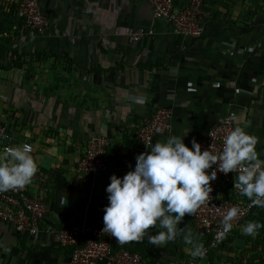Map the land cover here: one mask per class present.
Instances as JSON below:
<instances>
[{
  "label": "crops",
  "instance_id": "0c3cea01",
  "mask_svg": "<svg viewBox=\"0 0 264 264\" xmlns=\"http://www.w3.org/2000/svg\"><path fill=\"white\" fill-rule=\"evenodd\" d=\"M20 1L0 0V122L13 142L33 146L38 171L23 190L42 200V224L103 225L110 176L134 170L148 150L136 141L137 125L157 108L170 110L171 130L153 144L189 130L188 145L232 110L259 138L264 159V0H203L198 38L176 35L146 0H40L47 26L36 34L17 12ZM141 27L152 34L132 40ZM99 134L109 140L107 171L76 174L87 139ZM178 227L197 234L190 214ZM246 237L228 244L242 250ZM128 244L154 264L191 258L182 237L161 247L147 238ZM68 248L53 235L0 224V264H72Z\"/></svg>",
  "mask_w": 264,
  "mask_h": 264
},
{
  "label": "clouds",
  "instance_id": "9594fccd",
  "mask_svg": "<svg viewBox=\"0 0 264 264\" xmlns=\"http://www.w3.org/2000/svg\"><path fill=\"white\" fill-rule=\"evenodd\" d=\"M127 98L137 104L145 102L139 95L129 94ZM227 120L234 127L224 136L218 150L202 151L195 138L189 148L183 142L189 130L182 136L169 135L154 144L150 138L145 144L148 150L136 155L134 170L127 171L122 178L110 176L102 232L110 234L119 244L147 238L156 247L182 237L189 246L188 255L193 260L204 259L206 249L198 235L189 228H179L178 224L185 214L194 215L209 201L210 181L216 179L217 170L224 174L235 172L234 189L250 201L249 207L264 208V159L256 150L259 138L245 131L248 124L236 113H230ZM32 152L27 143L6 145L0 150V192L22 190L32 182L38 171ZM243 215L245 212L238 206L223 213L220 239L226 237L233 222ZM157 227V233L151 234L150 230ZM262 227L261 223L250 220L240 230L255 237Z\"/></svg>",
  "mask_w": 264,
  "mask_h": 264
},
{
  "label": "built area",
  "instance_id": "2783aa9c",
  "mask_svg": "<svg viewBox=\"0 0 264 264\" xmlns=\"http://www.w3.org/2000/svg\"><path fill=\"white\" fill-rule=\"evenodd\" d=\"M153 9L154 18L164 19L171 26L176 35L190 38L201 37L204 33V22L207 11L203 0H187L180 6L176 0H146ZM17 12L24 20V25L36 34L44 33L47 19L43 15L40 0H21ZM152 30L138 28L130 34L132 40L137 41ZM238 91V89H236ZM230 113L223 115L213 126L209 127L202 136L195 138L201 145V150L222 148L223 138L234 127L228 122ZM171 130L170 110L157 108L149 115L142 117L137 125L136 141L143 148L151 138L162 137ZM13 135L6 126L0 122V150L6 145H15ZM27 143L23 141L19 144ZM108 137L103 134L90 136L84 146L82 154L78 157L74 171L81 176H88L94 172H105L109 167L107 147ZM192 147L191 141L187 145ZM147 149V148H146ZM216 166L213 165V168ZM209 173L211 169L208 170ZM236 173L224 174L217 170V177L210 181L212 192L209 201L200 206L192 222L198 238L204 244L206 256L204 259L189 258L182 264H205L209 252L215 251L221 244L243 225L255 207H249L250 201L234 189ZM232 206H238L245 215L234 221L232 230L225 238L220 239V221L222 215ZM46 208L37 196H29L23 189L0 192V224L9 225L19 233L34 236L38 233L53 235L57 242L64 247L72 248L70 262L72 264H154L144 260L141 254L131 250L129 244H119L110 234L102 232L103 225L89 227L79 225L73 227L54 228L43 223Z\"/></svg>",
  "mask_w": 264,
  "mask_h": 264
},
{
  "label": "rangeland",
  "instance_id": "374dc122",
  "mask_svg": "<svg viewBox=\"0 0 264 264\" xmlns=\"http://www.w3.org/2000/svg\"><path fill=\"white\" fill-rule=\"evenodd\" d=\"M251 220L264 225V208L261 209L260 216L256 218L252 217ZM239 233L242 234L240 228L231 235V238L233 239ZM247 237L249 244L242 250L238 249V247L227 245L226 242L229 239L224 241L221 246L211 254V259H206L205 264H264V227L259 229L255 237Z\"/></svg>",
  "mask_w": 264,
  "mask_h": 264
},
{
  "label": "trees",
  "instance_id": "16d2710c",
  "mask_svg": "<svg viewBox=\"0 0 264 264\" xmlns=\"http://www.w3.org/2000/svg\"><path fill=\"white\" fill-rule=\"evenodd\" d=\"M253 217V213L250 215V216H248V219H251ZM235 237H239V238H245V235H243V234H241V233H239L238 235H236ZM231 241V238H229V240L226 242V244L228 245V243ZM245 244H249V240H248V237H246V239H245ZM131 250H133V251H137V252H139L140 254H141V256L143 257V259L144 260H146V261H148L149 259L147 258V256H145V254H144V251H143V249L142 248H140V246H136L135 248L134 247H130V246H128ZM239 249V248H238ZM71 251H72V248H68L67 249V255L69 256L70 254H71ZM214 251H211V252H209V254H208V256H207V260L208 259H211V254L213 253ZM149 262V261H148Z\"/></svg>",
  "mask_w": 264,
  "mask_h": 264
}]
</instances>
